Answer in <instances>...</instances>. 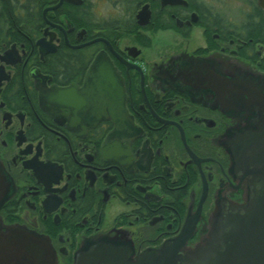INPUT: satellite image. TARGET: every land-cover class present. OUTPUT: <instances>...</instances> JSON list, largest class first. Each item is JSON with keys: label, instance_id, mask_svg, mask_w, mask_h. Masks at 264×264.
<instances>
[{"label": "flooded vegetation", "instance_id": "1", "mask_svg": "<svg viewBox=\"0 0 264 264\" xmlns=\"http://www.w3.org/2000/svg\"><path fill=\"white\" fill-rule=\"evenodd\" d=\"M117 1L102 19L90 0H49L34 33L0 45L1 225L47 241L51 264H72L109 233L121 232L137 256L198 213L192 244L217 203L246 194L229 143L264 128V45L201 3L132 10ZM96 58L122 88L119 126H89L77 115L91 108L75 100H39V89L110 78L88 75ZM214 75L237 82L243 100Z\"/></svg>", "mask_w": 264, "mask_h": 264}, {"label": "water", "instance_id": "2", "mask_svg": "<svg viewBox=\"0 0 264 264\" xmlns=\"http://www.w3.org/2000/svg\"><path fill=\"white\" fill-rule=\"evenodd\" d=\"M152 1L160 2L161 7L187 6L185 0ZM256 1L257 7L264 12V0ZM61 2L59 0L57 7ZM147 6H142L136 17L140 19L141 26L149 19ZM57 7L47 8L43 12ZM40 43L37 42L39 46ZM103 61L100 58L92 61L88 75H93L99 69L103 76L110 74V78L105 76L99 83L97 80L91 83L87 79L80 91L72 87L39 89V100H75L77 108H91L84 116L77 115L83 117L89 126L106 119L116 126L121 125L122 88L115 82L116 75L110 64ZM100 65L103 67L98 68ZM214 79L218 84L222 82L236 90L237 94L233 93L232 97L243 100V93L236 87L239 85L237 82L218 75H214ZM257 94L262 96L261 92ZM229 145L234 163L244 176L246 194L242 203L220 201L216 204L207 224V232L199 243L195 246L188 244L200 219L196 213L186 218L176 238L157 248H149L133 256L131 244L121 232L109 233L84 246L75 255L72 264H264V128L259 132H247ZM3 198L0 183V203ZM51 253L44 239L17 227L4 228L0 220V264H51Z\"/></svg>", "mask_w": 264, "mask_h": 264}, {"label": "trees", "instance_id": "3", "mask_svg": "<svg viewBox=\"0 0 264 264\" xmlns=\"http://www.w3.org/2000/svg\"><path fill=\"white\" fill-rule=\"evenodd\" d=\"M149 0H118L120 5L135 10L139 5ZM49 0H0V45L13 42L17 33L31 34L42 24L41 12ZM193 6L194 1H190ZM202 11L206 6L198 4ZM249 13L241 23V31L254 43L264 45V12L254 5L248 3ZM214 16H217L214 14ZM243 29V30H242Z\"/></svg>", "mask_w": 264, "mask_h": 264}, {"label": "rangeland", "instance_id": "4", "mask_svg": "<svg viewBox=\"0 0 264 264\" xmlns=\"http://www.w3.org/2000/svg\"><path fill=\"white\" fill-rule=\"evenodd\" d=\"M91 1V9H89L93 13H97L100 15L102 19H108L111 16H114L116 6H113L116 0H90ZM196 3H201L205 6L210 7L214 10V14L219 22L227 25V27L231 30L238 29L241 26V23L244 22L245 16L249 13L250 10L247 6L248 3H254L257 5L256 0H190ZM117 7H119L117 5ZM120 8V7H119ZM123 8V7H122ZM125 8L122 9L123 12ZM125 15V14H124ZM237 30V31H238ZM213 208L212 212L214 211ZM212 212L207 216V221L201 227V229L197 233V239L192 243V246H195L199 243L200 238L205 235L207 232V224H209V219ZM191 246V247H192Z\"/></svg>", "mask_w": 264, "mask_h": 264}]
</instances>
